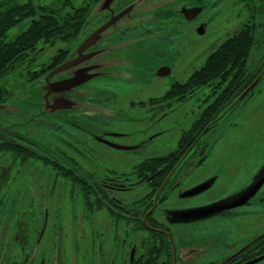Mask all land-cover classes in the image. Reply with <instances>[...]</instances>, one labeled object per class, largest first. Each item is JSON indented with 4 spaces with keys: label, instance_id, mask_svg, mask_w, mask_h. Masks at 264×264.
<instances>
[{
    "label": "flooded vegetation",
    "instance_id": "flooded-vegetation-1",
    "mask_svg": "<svg viewBox=\"0 0 264 264\" xmlns=\"http://www.w3.org/2000/svg\"><path fill=\"white\" fill-rule=\"evenodd\" d=\"M36 1L0 0L3 45L16 43L20 35L7 42L8 33L31 19L27 32L44 10L70 19L86 10L87 17L73 38L17 54L14 91L2 83L10 72L0 77V114L12 115L6 105L16 94L26 108L17 119L23 122L0 117V264H264V39L246 63L204 82L223 43L255 32L263 4L235 0V19L246 21L218 44L221 31L201 40L212 23L202 17L204 0ZM121 14L81 49L90 16L93 34ZM70 57L81 63L60 81L101 75L65 91L66 98L39 102L64 106L59 117L30 113L31 94H46L47 78ZM233 117L231 163L251 177L228 208L201 206L195 198L219 177L194 175L195 167H203ZM120 153L134 165L113 163ZM214 228L223 230L213 235Z\"/></svg>",
    "mask_w": 264,
    "mask_h": 264
},
{
    "label": "rangeland",
    "instance_id": "rangeland-1",
    "mask_svg": "<svg viewBox=\"0 0 264 264\" xmlns=\"http://www.w3.org/2000/svg\"><path fill=\"white\" fill-rule=\"evenodd\" d=\"M21 1L25 3L27 0H21ZM56 1L58 2L60 0H37L35 5L45 6L55 3ZM78 2L81 5L83 3V0H78ZM204 5L206 7V10L202 17L206 21L212 20V23L208 29L207 35L204 38H201L202 41H206L207 37L209 39V36H211L212 33L221 31L222 32L221 37L216 39L219 40L217 43L221 44L231 35H233L235 31L246 21L244 18L240 20L235 19V16L238 13V10L235 6V0H204ZM92 16L89 17L87 26L82 33V35H86L85 37L91 34L92 21H93ZM252 22L254 23V28H255L254 33L257 37L256 44H260L261 41L264 39V18L258 16ZM30 24H31V19H26L25 21L19 23L8 33L6 37V41L11 42L14 39H16L19 35H21L29 28ZM15 76H16V72L12 71L10 72L9 76H7L5 79L2 80V83L7 85L9 89H11V91L12 90L14 91ZM169 83L170 80H167V82L164 83L163 86H168ZM43 94L44 92L41 89H38V91H35V93L31 94L33 100L29 104L32 105L33 109L29 110L30 113H33L34 111L40 113L41 104H39V101H41V96L43 97ZM18 97L19 95L16 94V96H14L13 99L10 100L9 103L6 105V107L8 106L7 108H9L10 111L12 112V115L10 114V116H5L3 114H0V117L4 122H7L8 120H12V119L14 120H17L19 118L23 119L24 115H22V111L23 109L26 108H21L22 106L17 103ZM12 103H14L15 105ZM56 114L58 113L48 114L46 116H42V118L53 120L54 118L59 117L61 113L59 112L58 115ZM3 121L2 123H4ZM17 121L23 122V120H17ZM27 131L32 135L38 134V132H35L30 129H27ZM48 133H49L48 130H43L39 132V135L40 136L42 135V137L45 138L48 135ZM235 134H236V125H235V118L233 117L232 119L227 120L224 127H222V131L219 137L221 142L210 154L209 159L205 160L203 167L201 166L200 168H196L194 166L196 171L194 175L201 171L203 176L207 177L211 175H218L219 177L215 187L210 192L204 194L202 197L195 198L194 200L195 203L197 204L200 203L201 206H205L213 201H218L220 203H217V206L220 207L222 210H224L228 208L227 206L232 205L236 201V194L244 186L242 185V183L247 184V182L249 181L251 177L249 172L246 171L245 169L244 171L240 170V167L237 163L232 164L235 161V157L233 156L234 154H232V148H231L234 146ZM170 150L171 147L169 142H164L163 151L167 152ZM120 154L121 155L113 156L112 159L113 163H117L120 161V162H127L129 164V167L134 165L135 162L132 159H129L127 156L122 155L123 153ZM228 155L233 156L232 160L229 161L227 159ZM248 166H250V163H248ZM221 230H223V228L222 229L214 228L212 234L214 235L220 232Z\"/></svg>",
    "mask_w": 264,
    "mask_h": 264
},
{
    "label": "trees",
    "instance_id": "trees-1",
    "mask_svg": "<svg viewBox=\"0 0 264 264\" xmlns=\"http://www.w3.org/2000/svg\"><path fill=\"white\" fill-rule=\"evenodd\" d=\"M259 1L264 6V3ZM44 11V16L35 22L27 32L20 35L13 45L5 46L1 42L8 26L1 28L0 24V77L7 75L11 67L17 64L14 59L23 49L32 51L41 41L53 43L56 40L73 38L82 29L87 17L86 10L78 11L77 18L72 19L63 18L54 10ZM256 39L255 33L242 30L223 43L213 53V57L208 60L207 68L204 69L207 71L204 75L205 84L221 80L220 77L227 74L228 71L234 70L239 61L246 63L253 45L256 44ZM5 95V91H3V100Z\"/></svg>",
    "mask_w": 264,
    "mask_h": 264
},
{
    "label": "water",
    "instance_id": "water-1",
    "mask_svg": "<svg viewBox=\"0 0 264 264\" xmlns=\"http://www.w3.org/2000/svg\"><path fill=\"white\" fill-rule=\"evenodd\" d=\"M261 1L264 3V0H261ZM123 16H124V14H121L120 16L115 18L114 20L110 21L108 24L104 25L102 28H100L95 33L89 35L87 37L86 41L84 42V44L82 45L81 49H87V48L91 47V45L95 42V40L100 38V36L103 34V32H105L106 30H108L112 26H114L117 23V21H119ZM70 58H72V57H70ZM80 63H81V59H79V57L77 59L72 58L68 62H66L65 64L54 69L51 72V74L49 75V77L47 78V83H46V87H45L46 94H43V97L41 96V101H39V102L40 103L46 102V104L49 105V97H54V99H55V98H63V96H65V98H66V94H64L65 91L67 92L73 88L84 85L85 83H87L91 79L96 78L97 76L101 75L99 73H95V75H90V74L84 75V74L78 73L77 76L69 79L68 81H60V78L62 77V75L65 71H67L73 67H76ZM166 75L168 76L169 74H166ZM50 79L54 80L55 82H49ZM61 100H63V102H65L64 99H61ZM50 108L44 109V108L40 107V112L53 114V113H59V112L62 113V112L67 111V109L64 106H59V105H54L53 107H50ZM202 212H205V211H202Z\"/></svg>",
    "mask_w": 264,
    "mask_h": 264
}]
</instances>
